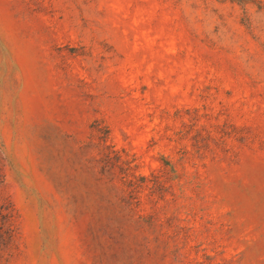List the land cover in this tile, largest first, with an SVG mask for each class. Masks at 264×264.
Returning a JSON list of instances; mask_svg holds the SVG:
<instances>
[{"label":"rangeland","instance_id":"374dc122","mask_svg":"<svg viewBox=\"0 0 264 264\" xmlns=\"http://www.w3.org/2000/svg\"><path fill=\"white\" fill-rule=\"evenodd\" d=\"M0 264H264V0H0Z\"/></svg>","mask_w":264,"mask_h":264},{"label":"trees","instance_id":"16d2710c","mask_svg":"<svg viewBox=\"0 0 264 264\" xmlns=\"http://www.w3.org/2000/svg\"><path fill=\"white\" fill-rule=\"evenodd\" d=\"M15 216L11 211L0 208V257L10 255V249L18 237Z\"/></svg>","mask_w":264,"mask_h":264}]
</instances>
